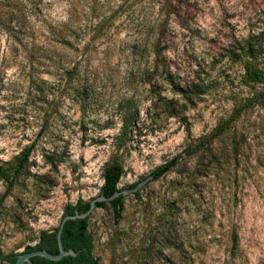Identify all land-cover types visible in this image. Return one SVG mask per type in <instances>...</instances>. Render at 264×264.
Here are the masks:
<instances>
[{"label":"rangeland","instance_id":"374dc122","mask_svg":"<svg viewBox=\"0 0 264 264\" xmlns=\"http://www.w3.org/2000/svg\"><path fill=\"white\" fill-rule=\"evenodd\" d=\"M60 10L49 19L64 21ZM175 13L157 53L134 39L149 9L115 13L93 45L74 31L88 72L71 80L24 57L41 44L9 45L0 31L3 253L57 227L66 204L99 195L117 154L122 208L88 218L101 264H264V77L245 72L264 69V0H180ZM152 59L160 73H143Z\"/></svg>","mask_w":264,"mask_h":264},{"label":"trees","instance_id":"16d2710c","mask_svg":"<svg viewBox=\"0 0 264 264\" xmlns=\"http://www.w3.org/2000/svg\"><path fill=\"white\" fill-rule=\"evenodd\" d=\"M116 1L119 2L118 5H115ZM179 2L180 0H0V31L9 45L41 44V46L29 49L23 47L24 57L41 58L42 63L47 65L46 73L56 75L60 79L71 80L81 71L88 72L82 65L81 57L79 59L77 57L79 41L74 31L80 34L89 32L90 35L85 45H93L99 39L102 40L108 36L115 13L126 9L132 11L149 9L154 11L155 17L139 26L134 39L137 44L150 45V53H157V45L164 42L165 16L171 13L176 14ZM57 7L62 8L57 13L64 16V21L49 19L50 11ZM73 43L75 46L69 50ZM243 45H253V43L249 39H244ZM158 69L157 61L152 59L144 68L143 73L156 75L160 73ZM94 72L93 69L90 74L93 75ZM245 72L251 80H261L264 77V69L258 65H245ZM241 110L242 108L237 109L235 114H240ZM223 130L224 127H219L202 141L211 140ZM121 146L122 143H117V151ZM29 151L28 148L22 152L20 164L27 159ZM176 162V158H171L157 166L151 172L152 179H157L169 171L176 165ZM121 172L122 164L118 155L115 154L103 167V184L100 193L110 196L120 190L117 184ZM1 174L4 177V173ZM106 203L111 206L114 213L119 214L123 205V195L119 194L108 201H98L96 207H103ZM88 206L89 200H78L74 204L68 203L64 206L62 216L73 214L75 211L84 212ZM88 218L89 215L83 218L68 219L63 225L62 245L66 250L73 249L76 252L75 255H65L58 260L35 255L31 257V261L34 264H101L99 257L93 254V239L88 231ZM58 225L52 230H41L37 242L33 245H26L22 252L45 249L48 253L57 254ZM19 253L21 252L3 253L0 250V261L15 264Z\"/></svg>","mask_w":264,"mask_h":264},{"label":"water","instance_id":"95a60500","mask_svg":"<svg viewBox=\"0 0 264 264\" xmlns=\"http://www.w3.org/2000/svg\"><path fill=\"white\" fill-rule=\"evenodd\" d=\"M124 191L122 190H117L115 191L112 195L110 196H105L104 194L100 193L96 197L92 198L89 200V206L88 209L84 212H78L75 211L73 214H66L61 217L58 228H57V244H58V253L57 254H51L48 253L45 249H36L32 251H27V252H21L18 254L17 259L15 261V264H34L31 261V257L35 255L43 256L45 258H48L50 260H58L61 257L65 255H75L76 252L73 249H64L61 241V232L63 225L66 220L68 219H75V218H83L91 212L93 208L96 207V202L98 201H108L110 199H113L114 197L118 196L119 194L123 195Z\"/></svg>","mask_w":264,"mask_h":264}]
</instances>
